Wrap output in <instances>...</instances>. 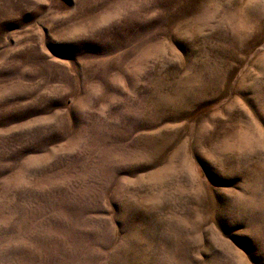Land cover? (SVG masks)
I'll return each instance as SVG.
<instances>
[{"label":"rangeland","instance_id":"1","mask_svg":"<svg viewBox=\"0 0 264 264\" xmlns=\"http://www.w3.org/2000/svg\"><path fill=\"white\" fill-rule=\"evenodd\" d=\"M264 0H0V264H264Z\"/></svg>","mask_w":264,"mask_h":264},{"label":"snow or ice","instance_id":"2","mask_svg":"<svg viewBox=\"0 0 264 264\" xmlns=\"http://www.w3.org/2000/svg\"><path fill=\"white\" fill-rule=\"evenodd\" d=\"M182 2L192 4V3H197L198 0H182ZM252 109H253V111L256 113L257 118L259 119L260 123H261V124H264V114H261V113L256 109L255 105H252Z\"/></svg>","mask_w":264,"mask_h":264}]
</instances>
